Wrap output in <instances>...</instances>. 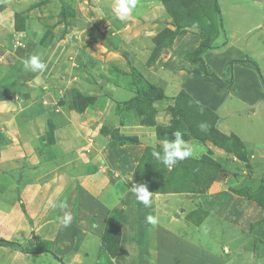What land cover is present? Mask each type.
I'll return each instance as SVG.
<instances>
[{"label":"crops","instance_id":"obj_1","mask_svg":"<svg viewBox=\"0 0 264 264\" xmlns=\"http://www.w3.org/2000/svg\"><path fill=\"white\" fill-rule=\"evenodd\" d=\"M43 1L0 0V82L15 71L11 81L0 84V128L7 138L0 147V180L5 184L0 239L14 243L38 239L64 264H225L226 259L234 264L261 263V249L247 253L246 246L253 241L258 247L256 231L264 211L246 196H253V183L243 189L240 185L250 182L248 172L264 181V133L240 128L236 121L242 120L245 127L249 113L253 119L261 117L264 125V0H217L221 34L231 40L222 47L217 38L211 41L214 48L203 54V63H188V73L174 75L180 79L176 85L166 76L154 81L152 66L146 63L151 39L161 27L157 16L163 6L157 0H137L129 21L146 11L153 22L139 33L129 28L128 18L123 20L120 31L111 32L119 34L120 48L115 51L104 46L97 27L106 25L103 12L115 7L116 0L99 2L104 8L99 16L90 11L89 0H51L34 6ZM67 5L74 17L54 20L46 34L54 17L44 18V9L51 7L54 15H61ZM206 13L209 18L202 24L217 32L218 19ZM191 37L197 47L200 36ZM80 52L123 73L133 68L158 86L164 98L150 103L154 123H144L133 85L102 78L91 84L90 70L78 60ZM123 54L129 56L130 66ZM31 55L46 64L43 72L24 70L22 62ZM74 90L92 100L83 107L70 106L67 100ZM180 91L216 114L215 127L242 143L245 160L229 154L232 173L225 179L216 177L200 193L151 192V206L145 207L130 190L133 176L145 150L163 141L156 128L170 123L165 110ZM186 142L193 146L195 159L226 157L210 141ZM235 171L238 175L233 176ZM234 190L244 191L243 196ZM11 200L16 205L9 208ZM61 201L67 203L66 209L52 207ZM65 211L73 217L68 227L60 221ZM149 215L156 218L155 225L147 222ZM108 223L120 228L114 258L101 241ZM6 248L0 246V264H43L44 259L60 264L49 253H9Z\"/></svg>","mask_w":264,"mask_h":264},{"label":"rangeland","instance_id":"obj_2","mask_svg":"<svg viewBox=\"0 0 264 264\" xmlns=\"http://www.w3.org/2000/svg\"><path fill=\"white\" fill-rule=\"evenodd\" d=\"M51 0H44L43 2H40L38 4H35L34 6H41V5H45V3L49 2ZM91 1V2H90ZM104 0H89V8L90 11L92 12L93 15L95 16H99L98 12L101 9H104L103 7L100 6L99 2H103ZM159 2V4L162 7V13L160 14V16H157L158 21L160 22L159 24L161 25V27L158 29V31L153 35L152 37V42H151V53L150 56L148 57V60L146 61L148 67H151V73L154 74L153 75V80L156 81L157 83L161 82L160 79H163V76H166V78L172 82V84L176 85V82L179 83V78H175L174 79V75L179 73L181 71V74H185L188 73V65L186 64H191V58H192V54L194 52V50L197 48L195 47V40L193 39V35L197 34L198 36H200L201 41H203L205 39V37H208L210 41H214L215 38H217V42L220 44L219 46H224L227 45L229 40L228 35H224L221 34V27L219 25V23L214 25L215 28H217V32H213L212 28L210 27V25L208 23H204L202 24V20L204 21L206 18L208 19L209 17L206 16L207 15V11L212 12V16L210 18L216 19L217 18V13L215 11L214 5L211 3H204L206 5H204L202 2H196V0H157ZM211 2V0H209ZM207 1V2H209ZM167 3V5H166ZM185 5H182V4ZM192 3L194 4L192 6ZM181 5V7L186 8L187 9H194L196 10L195 12L198 14V17L195 19V21L193 22V24H191V26L187 27V28H183L182 25H179V28L177 27L178 24L180 23V14H181V7L179 6ZM179 6V8H178ZM115 7H108V11L103 12L105 13V22L106 25H104V23L98 24V29L97 31L103 34L104 37V42L106 44H104V46L110 50H117L120 48V46L118 45V43L116 44V41L118 40L117 37H119L118 35H112L111 32H115V30H119L122 28V20L118 19L115 14H114V9ZM206 8V9H205ZM45 10V15L44 18H52L54 17V19L51 21V23L49 22V25L47 27L46 34H49V28H50V24H52V22H54V20H62L65 21L67 16H73L74 17V13L72 11V8H70V6H64L61 12V15H54V10L50 7H48ZM146 10V9H144ZM207 10V11H206ZM173 13L174 17L173 18L171 15V12ZM144 12V11H143ZM133 14V13H132ZM184 14H186V12H184ZM183 14V16H184ZM16 18L17 17H21V14H15ZM166 15L169 18V20H166ZM151 15H149L148 12L145 11V15L140 16L136 19H133L131 21H129V18L127 19L128 23L131 24L129 28H131L133 31L135 32H141L142 33V28L145 26H148L149 23L153 22V19L151 20L150 18ZM182 16V17H183ZM103 16V18H105ZM175 19V20H174ZM108 23V24H107ZM73 23H68V25H72ZM177 25V26H176ZM173 27V28H172ZM124 28V26H123ZM186 31H185V30ZM214 29V28H213ZM149 30V29H147ZM212 30V31H211ZM167 31H170L171 34L166 33ZM150 31L147 32V34ZM189 33L191 36L186 37L187 34ZM146 33L144 34V37L147 35ZM8 35V34H7ZM135 35V34H134ZM224 35V36H223ZM4 38L6 36V34L3 35ZM157 37L159 44H156L154 42V38ZM233 40V39H232ZM7 41V39H6ZM144 42V41H143ZM214 43V42H213ZM142 44V43H140ZM218 45V44H217ZM182 51V54L180 55L179 52ZM123 53V52H122ZM121 53V54H122ZM178 54V55H177ZM123 57L125 59V61L127 62V65L130 66V61H129V56L127 54H123ZM175 59V61H173ZM247 60H249L248 57H246ZM178 59H183V61H177ZM78 60H80L82 63L84 62V64L88 67V69L90 70V77L91 79L89 81H91L90 83H96V80L98 79H106V80H110V81H115V79L119 82H123L126 85H133L139 91H142L143 93L146 94V97L151 101L153 100L152 98H155L156 96L159 95V87L155 86L156 88H151V87H147L146 83H144V78L141 76H138L139 74L135 71H132L130 69L129 73H123L121 71H118L114 68V66H108L104 67V65H102L101 62H99V60L94 59L93 57H90L89 55L85 54L84 52H80V54L78 55ZM130 64V65H129ZM100 65H102L100 67ZM181 67V68H180ZM16 69L19 68V64H17L15 66ZM15 76V71L10 72V74L8 75L7 78L4 77V79L0 82V84H6L9 81H11ZM147 80V79H146ZM145 80V81H146ZM147 82V81H146ZM14 82L12 81V84ZM142 92H140L142 94ZM181 92V91H180ZM179 92V93H180ZM143 95V94H142ZM176 97V96H175ZM92 100L91 97H84L82 95H80L78 93L77 90H74V92H72V97L70 99L67 100V102H70V106L72 107H83L85 106L88 101ZM66 102V104H67ZM65 104V100L63 102H61V105ZM174 106V105H173ZM172 107V106H171ZM186 108V107H185ZM257 108L256 106H253V108L251 109H255ZM168 107L166 108V113H168L169 117H170V123L168 124V126L171 124L172 122V116L171 114L168 112ZM203 112L199 111L197 109H193L191 110L190 107H188V120L190 122L192 121H197V119L199 120V116L197 115H202ZM249 113H246V118H249L250 122L245 120V127H243L242 124V120H238L236 121V124L243 129H248L250 131L252 130H260L261 134L264 133V125L262 123V120L259 118L257 119V117L255 119H253L252 117L249 116ZM204 116V115H203ZM176 118V117H175ZM207 120V119H206ZM208 123V121H207ZM1 127V125H0ZM164 127V126H163ZM165 128V127H164ZM179 132L182 133V138L186 139V140H193L196 141L193 138L190 137H185L186 134L185 131L179 129ZM262 136V135H261ZM185 140V141H186ZM7 141V138L2 134V130L0 128V147L2 145H5ZM160 146V145H158ZM158 149H156L157 151L160 150V147H157ZM150 155V156H149ZM145 157V165L146 167H148L147 173L144 175L142 174V172L140 171L138 173L139 179L141 177L140 180L136 181V180H132V183H143L147 186V188L149 190H159V186L161 185H166L167 188H177L179 187V189H189V188H196L198 185L195 183V181L197 182V177H193L192 174H194V172H200L201 173V169L199 168V170H197L196 168H194V166L191 168V165H193L192 161L195 160H200V159H195L194 157H189L186 158L182 161H178L176 163V165H174L170 170L168 168H166L162 163H160L152 154H149ZM210 158V157H209ZM212 159V158H211ZM230 159L231 157H229V154L226 153V157H221V158H217V159H212L215 162L218 163V170H217V177L218 179H225V177H227L228 175H230L229 172V165H230ZM183 162L184 163L183 165ZM191 162V163H190ZM178 165H182L181 167L185 168V169H178ZM185 166V167H184ZM252 167V165H251ZM254 167V166H253ZM195 169V170H194ZM203 170V169H202ZM179 175L180 180L179 181H175L176 178L174 176ZM234 175H238V172H234ZM245 177L249 178L250 182H246V181H242L241 183V187L240 189H243L245 187H248V185H251L253 183L254 188L259 189V191L264 187V181L262 180L263 183L259 182L260 180L258 178H256V175L253 172H248V175H245ZM194 178V179H192ZM202 180V179H201ZM144 181V182H143ZM177 182L176 186H174V183ZM172 185V186H171ZM4 188H5V184L3 183V181L0 180V205L3 204V199H2V195L4 192ZM158 188V189H157ZM264 193V191L262 192ZM241 195V194H238ZM243 196V195H241ZM264 200V199H263ZM10 202V201H9ZM264 203V202H263ZM15 204V202L13 200H11L10 203H8L9 208L13 207ZM22 206L21 209L24 211L23 209V204H21ZM19 215V214H16ZM49 219V217L47 218ZM264 225V218L263 221L260 225V229L258 228L256 231V234L258 235V242L259 245L258 247H255V244L253 241L247 243L246 246V250L247 253H253L254 254V250L258 253V248L261 249V254H260V259H261V263L259 264H264V261H262L263 254H264V240H261L260 238H264V227H262ZM5 229H7L8 227H4ZM1 229V228H0ZM2 231V230H0ZM13 242V241H12ZM14 243V242H13ZM15 246H11V247H7L6 249L9 251V253H13V252H21L22 250L21 248H26L27 250H30L33 246V244H35V242L32 243V241H28V242H19L16 241L15 242ZM262 247V248H261ZM24 254V252H23ZM246 258L245 256H242ZM46 258H49V256L47 255ZM240 258V257H239ZM50 262H48V261ZM241 260V259H240ZM237 262V261H236ZM43 264H58L56 263L54 260L52 259H44ZM225 264H234L232 262V260L228 261L226 259V263ZM238 264V263H237ZM242 264V263H240ZM245 264V262L243 263Z\"/></svg>","mask_w":264,"mask_h":264},{"label":"trees","instance_id":"obj_3","mask_svg":"<svg viewBox=\"0 0 264 264\" xmlns=\"http://www.w3.org/2000/svg\"><path fill=\"white\" fill-rule=\"evenodd\" d=\"M209 0H196V2H204V3H211L214 5L215 11L217 13V19L219 22L220 27H222V21H221V14H220V8L218 5V1L217 0H211V2H207ZM203 3V4H204ZM167 5V3H166ZM182 5H185L184 3ZM194 4L192 3V6ZM206 5V4H204ZM181 7V5H179ZM178 6V8H179ZM181 14H180V23L178 24V28L179 25H182L183 28L189 27L191 26V24H193V22L195 21V19L198 17V14L195 12L196 10L194 9H187L183 7H181ZM180 9V8H179ZM206 9V8H205ZM171 12V11H170ZM184 12H186V14H184ZM171 16L173 18L174 15L171 12ZM184 14V16H183ZM183 16V17H182ZM175 20V19H174ZM185 30V29H184ZM186 31V30H185ZM166 33L171 34L170 31H167ZM154 42L156 44H159L158 38L155 37L154 38ZM213 45L211 44V41L209 40L208 37H205V39L203 41L200 42V44L197 46V48L194 50L193 54H192V58H191V63L192 64H196V63H203V54L206 51H209L211 49H213ZM235 61H230L228 64H232ZM132 71L135 72V70L132 68ZM138 73V72H137ZM139 74V73H138ZM206 75H210V76H214L212 74H209L207 71H205ZM138 76H141L140 74ZM142 77V76H141ZM216 77V76H214ZM144 83H146L147 87H151V88H156L155 86L151 85L150 83L146 82L144 80ZM136 90V88H135ZM142 91H139L137 89V94L138 96L136 97L135 100V105H137V107L139 108V112H141V114L145 113V118H144V123H146L147 121H150V123H154L153 122V114H154V109H152L151 107V101L153 100H160L162 98H164L163 96V92L161 89H159V95L156 96L155 98H152L153 100H149L146 97V94L142 92V94L140 93ZM146 101H148L147 105H145ZM143 102H145L143 104ZM128 105H132V102H128ZM147 106L148 110H146L144 107ZM141 107H143V109L141 110ZM186 107V108H185ZM188 107L193 109H197L199 111H202L203 114L202 115H197L199 116V120L197 119V121H192L190 122L187 118V112H188ZM168 112L171 114L172 116V122L169 126L167 127H157L156 128V136L159 140H164V139H173V133L178 131L179 129L185 131L186 134L185 137H190L195 139L196 141L199 142H206V141H210L213 143L214 146L223 149L226 153L228 154H234L236 155V157L240 160H245L244 157V153L242 152L243 149V145L242 143L236 139L233 136H227L223 133H221L216 127L215 124L217 122V116L214 112H212L211 110H209L208 108L204 107V106H200L198 104H196L194 102V100H192L184 91H181L175 98H174V106L172 107H168ZM204 115V116H203ZM176 117V118H175ZM207 119V120H206ZM208 121V123H207ZM204 124L206 125V130H201V128L199 127V125ZM184 138V137H183ZM186 140V139H184ZM160 147V146H157ZM158 149V148H156ZM155 149V150H156ZM160 149V148H159ZM153 149L152 148H147L145 150V155L141 158L139 165L136 168L135 174L133 176V180H140L138 173L141 171L142 174H146L148 167H146L145 165V157L149 154H152ZM150 156V155H149ZM186 162H183V165ZM191 163V162H190ZM193 165H191V168L194 166V168H196L197 170H199V168L201 169V173L200 172H194L193 177H197V182L195 181V183L198 185L196 188H189V189H179V187L176 186L177 182L175 181H179V175L174 176L176 178V180L174 181V186L177 188H167L166 185H161L159 186V190H149L152 193H184V192H203L206 189H208L210 187V185L213 183V181L216 179L217 177V170H218V163L215 162L214 160H212L211 158L204 156L203 158H201L200 160H195L192 161ZM178 169H185L183 167H181L182 165H178ZM185 167V166H184ZM195 170V169H194ZM194 179V178H192ZM202 179V180H201ZM144 182V181H143ZM172 186V185H171ZM158 189V188H157ZM235 193L241 194L243 195L244 191H237L234 190ZM264 191V187L259 191V189H255L253 192V196H249L246 195L247 197H249L250 200L254 201L257 203V205L264 211V193H262ZM36 242L35 244H33L32 248L30 250H27L26 248H21L22 252L26 253V254H44V253H49L56 261H58L60 264H64L61 259H59L58 257H56L49 249V247H45V243L35 239ZM102 246L103 248L107 251V253L110 255V257L114 258L117 255L118 252V245H119V241H120V228L114 224L108 223L105 227L104 233L102 235ZM16 244L13 242H8L6 240L0 239V246H4V247H11V246H15Z\"/></svg>","mask_w":264,"mask_h":264},{"label":"clouds","instance_id":"obj_4","mask_svg":"<svg viewBox=\"0 0 264 264\" xmlns=\"http://www.w3.org/2000/svg\"><path fill=\"white\" fill-rule=\"evenodd\" d=\"M137 6V0H116V6L113 9L115 16L120 20H126L129 18L133 10ZM42 35V33H41ZM23 68L25 71L31 72H43L46 68V64L42 62L40 56L31 55L27 59L23 60ZM201 130H206V125H199ZM173 139H164L160 142V150L156 149V144L153 142L150 146L153 148L152 155L162 163L169 170L176 165L178 161H182L194 155V148L191 144L187 143L182 138V133L176 131L173 133ZM131 192L135 196L136 200L143 204L145 207H150L152 203V193L148 190L147 186L143 183H132L130 187ZM59 207L66 209L67 203L61 201L59 205L53 203L52 207ZM72 214L65 211L60 218L63 227H68L72 222ZM149 224L155 225L157 220L154 216H147L146 218ZM227 251V249H225Z\"/></svg>","mask_w":264,"mask_h":264}]
</instances>
